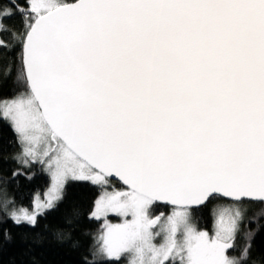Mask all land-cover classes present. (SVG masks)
<instances>
[{
	"label": "snow or ice",
	"instance_id": "snow-or-ice-1",
	"mask_svg": "<svg viewBox=\"0 0 264 264\" xmlns=\"http://www.w3.org/2000/svg\"><path fill=\"white\" fill-rule=\"evenodd\" d=\"M5 33L0 83L14 87L0 123L15 133L13 159L50 175L31 212L0 198L7 219L35 228L69 181L89 182L100 192L89 220L131 219H104L83 264H262L251 231L229 250L264 205V0H6ZM224 198L214 233L198 229L193 213ZM158 203L171 211L153 216ZM0 236L2 250L12 236Z\"/></svg>",
	"mask_w": 264,
	"mask_h": 264
},
{
	"label": "trees",
	"instance_id": "trees-1",
	"mask_svg": "<svg viewBox=\"0 0 264 264\" xmlns=\"http://www.w3.org/2000/svg\"><path fill=\"white\" fill-rule=\"evenodd\" d=\"M5 2L6 0H0V3ZM6 23L19 28V19L16 17ZM0 38L11 43L7 33ZM3 51L0 49V62L6 60V57L2 55ZM11 55H15V52ZM13 87L11 78L3 81L0 83V95L10 96ZM19 150L15 133L6 124L0 123V190H3L16 206L30 208L34 196L48 189L50 178L42 165L36 164L24 169L18 164L13 157ZM17 169L23 174L14 177L12 173ZM29 176L31 179L28 178ZM113 186L122 187L117 182H113ZM99 195V189L89 182L69 181L63 201L55 210L39 217L35 228L27 225L17 226L11 219H7L5 214L0 213V233L7 230L12 236L10 243L2 242L0 264H83L85 257L92 259L94 238L101 230L102 220H89L88 214L93 210L94 202ZM228 203L223 199L212 200L195 211L193 216L197 228L212 235L216 219L213 210L218 205ZM261 207L264 205L256 204L249 207L244 223L240 226V232L235 239L236 248L229 250V255L239 254V250L245 244L244 233L251 231L255 233L252 240L251 258H261L264 264V216L252 219ZM167 208L157 205L153 211ZM74 209L80 213L78 218L73 215ZM69 219L72 220L71 225L68 224ZM58 231L69 238L57 240L55 234ZM25 233L28 234L27 240L22 239ZM36 239L39 243H33ZM0 241H2V236H0ZM74 241H79L78 248L71 247ZM95 264H107V261L96 260ZM119 264H123L122 260Z\"/></svg>",
	"mask_w": 264,
	"mask_h": 264
},
{
	"label": "rangeland",
	"instance_id": "rangeland-1",
	"mask_svg": "<svg viewBox=\"0 0 264 264\" xmlns=\"http://www.w3.org/2000/svg\"><path fill=\"white\" fill-rule=\"evenodd\" d=\"M20 151V150H19ZM36 164H38V165H40L39 163H35V164H32V165H30L29 167H23L24 169H27V168H30L31 166H33V165H36ZM49 175V174H48ZM49 178H50V175H49ZM50 186V185H49ZM48 189H49V187H48ZM48 189L47 190H45L43 193H39V194H36L35 196H34V198L35 197H37V196H39V198H40V200H44V194L48 191ZM7 197V199L8 200H10L12 203L8 206V209L6 210V211H11L13 208H16V209H20V208H24V209H27V210H29L30 212L32 211V208H33V201H32V204H31V207L30 208H28V207H20V206H16L15 204H14V202H13V200L3 191V190H0V198H3V197ZM98 198V197H97ZM34 200V199H33ZM0 213H5V210L4 209H0ZM109 215H114L116 218H105V217H102L101 218V220H102V223H101V225L103 224V222H104V219H107V221L109 222V223H111V224H120V223H123L124 222V220L125 219H128V220H130L131 219V216L129 215L127 218L126 217H122V216H118V215H116L115 213H109L108 214V216ZM218 215V213H216V216ZM102 231H103V229H102V227H101V230L96 234V236H98V235H100L101 233H102ZM213 233H214V231H213ZM212 233V234H213ZM211 235V234H210ZM95 236V237H96ZM157 242H159V238L157 239ZM95 243H96V241H95ZM97 260H101V259H97ZM122 263L123 264H127V261L126 260H124V259H122Z\"/></svg>",
	"mask_w": 264,
	"mask_h": 264
},
{
	"label": "flooded vegetation",
	"instance_id": "flooded-vegetation-1",
	"mask_svg": "<svg viewBox=\"0 0 264 264\" xmlns=\"http://www.w3.org/2000/svg\"><path fill=\"white\" fill-rule=\"evenodd\" d=\"M117 190H127V189H125V188H123V187H116V186H114ZM109 191H111L112 190V188L110 187L109 189H108ZM171 211V208H167V209H165V210H163V209H159V210H156V211H152V215L153 216H156V215H159V213L160 212H164L166 215L169 213ZM116 218L114 215H109V216H107L106 218ZM127 218V217H126Z\"/></svg>",
	"mask_w": 264,
	"mask_h": 264
},
{
	"label": "water",
	"instance_id": "water-1",
	"mask_svg": "<svg viewBox=\"0 0 264 264\" xmlns=\"http://www.w3.org/2000/svg\"><path fill=\"white\" fill-rule=\"evenodd\" d=\"M114 182L119 183L123 188L127 189V186H126V185H123L122 182L118 181V178H114ZM127 190H128V189H127ZM223 200L228 201L227 198H224ZM228 202H229V201H228ZM158 205L165 206V205H163L162 203H158ZM166 207L171 208V206H166Z\"/></svg>",
	"mask_w": 264,
	"mask_h": 264
}]
</instances>
